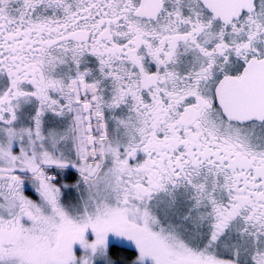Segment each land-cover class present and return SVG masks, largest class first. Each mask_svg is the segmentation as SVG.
I'll use <instances>...</instances> for the list:
<instances>
[{
  "label": "snow or ice",
  "instance_id": "1",
  "mask_svg": "<svg viewBox=\"0 0 264 264\" xmlns=\"http://www.w3.org/2000/svg\"><path fill=\"white\" fill-rule=\"evenodd\" d=\"M0 264H264V0H0Z\"/></svg>",
  "mask_w": 264,
  "mask_h": 264
}]
</instances>
